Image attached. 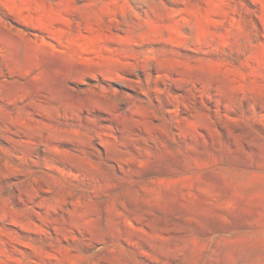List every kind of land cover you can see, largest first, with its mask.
I'll use <instances>...</instances> for the list:
<instances>
[{
  "label": "rangeland",
  "instance_id": "rangeland-1",
  "mask_svg": "<svg viewBox=\"0 0 264 264\" xmlns=\"http://www.w3.org/2000/svg\"><path fill=\"white\" fill-rule=\"evenodd\" d=\"M0 264H264V0H0Z\"/></svg>",
  "mask_w": 264,
  "mask_h": 264
}]
</instances>
